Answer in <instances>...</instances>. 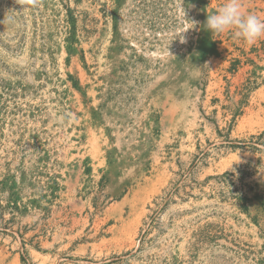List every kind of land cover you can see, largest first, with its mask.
<instances>
[{
    "label": "rangeland",
    "instance_id": "374dc122",
    "mask_svg": "<svg viewBox=\"0 0 264 264\" xmlns=\"http://www.w3.org/2000/svg\"><path fill=\"white\" fill-rule=\"evenodd\" d=\"M226 2L0 0V264H264V37L211 33Z\"/></svg>",
    "mask_w": 264,
    "mask_h": 264
},
{
    "label": "clouds",
    "instance_id": "9594fccd",
    "mask_svg": "<svg viewBox=\"0 0 264 264\" xmlns=\"http://www.w3.org/2000/svg\"><path fill=\"white\" fill-rule=\"evenodd\" d=\"M206 28L214 34L237 29L236 35L248 43L264 37V20L242 11L240 0H227L220 9L207 16Z\"/></svg>",
    "mask_w": 264,
    "mask_h": 264
}]
</instances>
